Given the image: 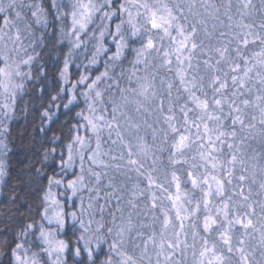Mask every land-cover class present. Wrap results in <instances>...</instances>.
Returning a JSON list of instances; mask_svg holds the SVG:
<instances>
[{"label":"snow or ice","instance_id":"6c2138e0","mask_svg":"<svg viewBox=\"0 0 264 264\" xmlns=\"http://www.w3.org/2000/svg\"><path fill=\"white\" fill-rule=\"evenodd\" d=\"M258 3L200 0L204 15L220 21L209 31L193 11L196 0H0V184L9 178L8 138L26 96L38 118L33 143L43 148L40 166L26 169L39 182L38 204L13 217L14 226L0 222V264L264 261V201L248 203L264 155L251 163L242 152L250 138H264V0ZM201 32L218 46H205ZM257 43L252 56L243 54ZM153 111L159 128L148 124ZM141 127L152 129L153 140L162 132L172 141L176 192L168 191V206L155 167L145 172L144 161L154 166L157 157ZM193 147L191 160L200 164L187 158ZM180 165H188L195 201L181 193ZM9 200L23 206L19 192Z\"/></svg>","mask_w":264,"mask_h":264},{"label":"trees","instance_id":"16d2710c","mask_svg":"<svg viewBox=\"0 0 264 264\" xmlns=\"http://www.w3.org/2000/svg\"><path fill=\"white\" fill-rule=\"evenodd\" d=\"M210 3H215L216 5H221L224 0H209ZM257 7H259L258 0ZM197 7L193 9V11H197L201 14V18L208 20V26L209 31L212 30V25L216 24L219 26L220 21L219 20H213L211 17H207L204 15V8L200 6V0H196ZM209 11H214L213 9H209ZM224 9L221 8V13H223ZM235 7L233 8V13H235ZM189 19H192V17H189ZM255 20H259V16L255 17ZM253 21H249L251 23ZM228 21L225 20L224 24L227 25ZM224 31H228L227 27L223 29ZM232 34L236 35L241 29L233 28ZM200 39H203L205 42V46H218V40L216 36H212L210 39L207 37L203 32L200 33ZM243 39V37H241ZM237 41L233 40L232 45L230 47H235ZM219 46H223L222 44ZM260 48L259 43L255 45H249L247 50H244V55L246 56H252L255 52H257ZM199 51V50H198ZM235 58V52L232 53V59ZM126 67L128 65H125ZM227 63L224 65H221V68L227 69ZM162 75L167 76L166 73H161ZM200 74H203L205 78L207 79L211 73L205 72V69L203 65L200 67ZM157 82L159 83V77H157ZM177 96L176 91H173V97L175 98ZM183 101L181 100L180 103ZM28 107L27 111H23V107ZM165 106L167 107V100L165 101ZM155 107V106H153ZM79 109H74V111H78ZM71 115V113L69 114ZM257 120H259V113H255ZM65 117L61 115V120H63ZM37 116L32 111V102L29 97H24V100L20 101L17 105V112H16V122L13 123L12 129H11V135L8 138L9 139V149L10 152L7 156V164L8 168L10 170L9 178H7V183L1 184V195L0 196V222L7 221L10 226H14L17 223V220L13 219V217L18 218L21 215L27 216V208L28 206H32L35 208L36 204H38V200L36 199L37 191L36 189L39 187V182H33L32 176L29 172L26 171L27 168L35 165L36 167H39V160L42 159V152L43 148L41 147V144L39 142L33 143V134H32V128L35 123H37ZM162 120V117L160 116V113L157 111H153L152 115L148 118V124L153 125L154 127L159 128V125L157 124V120ZM178 121L182 124L183 123V117L178 115L177 116ZM59 123V122H58ZM141 129L144 131L140 134L142 136L147 137V143L152 147L153 153L157 157L156 164L153 166L151 164V161H144L145 164V172L152 171V168L155 167V171L152 172V175L155 180H157L160 184L164 186L165 191L160 192L161 200L165 203V206H168L166 197L168 195V191L170 190L172 194H175L176 192V186L175 184H170L169 181L172 179L173 175V168L168 162V156L169 152L167 151L168 146L172 143V141L169 139L167 143L164 142V135L161 132L160 135L157 137L156 140H153L152 137V129L147 127H141ZM193 135H195V129H193ZM37 141H39V138H36ZM161 149H164L163 152H161ZM136 150L135 148L133 149ZM196 151V148L193 147L192 151L186 153L187 158L191 163L200 164L201 162L199 160L192 161L191 157L192 154ZM227 150L225 149V152ZM242 152L244 153V158L246 161L255 163V160L253 159L257 155H264V138L256 137V138H250L245 145L242 146ZM37 153H40V155H37ZM141 159H143L141 157ZM223 159L227 160V156H223ZM261 167H264V159L260 160ZM187 168L188 165H180L175 168V173L177 175H180L182 181H185V183H182L181 185V193H187L189 196L192 197L193 201L199 198V192L197 191L196 194L192 195V186L190 182H187ZM196 171L203 172L202 168H197ZM259 172L260 169H257ZM135 179V177H134ZM264 180V176H257V184L252 186V192L251 196L252 199L248 203H255L256 201H264V193L259 192V182ZM246 188L248 185L245 186ZM14 192H19L20 196L22 197L23 206H20V201L16 204H12L9 200V198L12 196ZM238 202V198H237ZM18 209V211H17ZM246 209H241V211H244ZM260 218V208L257 207V215L253 217L254 222ZM0 227H3V223H0ZM257 227H259V224H257ZM191 231V229H189ZM257 240L259 237L257 236ZM191 242V241H190ZM250 246L256 248L255 251V260L261 261V249L256 245V241H251ZM261 264H264V261H261Z\"/></svg>","mask_w":264,"mask_h":264},{"label":"rangeland","instance_id":"374dc122","mask_svg":"<svg viewBox=\"0 0 264 264\" xmlns=\"http://www.w3.org/2000/svg\"><path fill=\"white\" fill-rule=\"evenodd\" d=\"M22 109H23L24 112H26L27 109H28V107L25 106V107H23ZM133 116H135V113H133ZM137 119L140 120L141 122H143L144 117H137ZM141 132L144 133V131H143L142 129L140 130V133H141ZM140 135H141V134H140ZM141 136H142V135H141ZM134 143H135V141L133 140V144H134ZM0 196H2V195H1V184H0Z\"/></svg>","mask_w":264,"mask_h":264}]
</instances>
